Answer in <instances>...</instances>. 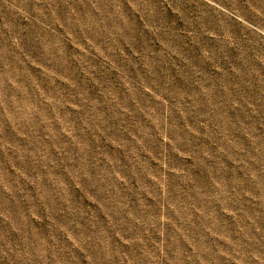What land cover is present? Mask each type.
Masks as SVG:
<instances>
[{
    "label": "rangeland",
    "instance_id": "1",
    "mask_svg": "<svg viewBox=\"0 0 264 264\" xmlns=\"http://www.w3.org/2000/svg\"><path fill=\"white\" fill-rule=\"evenodd\" d=\"M0 264H264V0H0Z\"/></svg>",
    "mask_w": 264,
    "mask_h": 264
}]
</instances>
